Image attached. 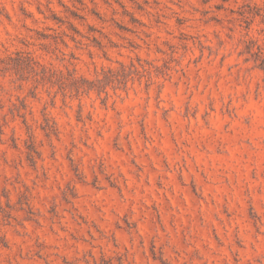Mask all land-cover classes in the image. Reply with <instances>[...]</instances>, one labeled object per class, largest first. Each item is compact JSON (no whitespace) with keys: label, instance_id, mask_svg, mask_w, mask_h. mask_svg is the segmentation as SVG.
I'll use <instances>...</instances> for the list:
<instances>
[{"label":"rangeland","instance_id":"obj_1","mask_svg":"<svg viewBox=\"0 0 264 264\" xmlns=\"http://www.w3.org/2000/svg\"><path fill=\"white\" fill-rule=\"evenodd\" d=\"M0 264H264V0H0Z\"/></svg>","mask_w":264,"mask_h":264}]
</instances>
